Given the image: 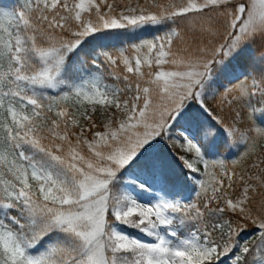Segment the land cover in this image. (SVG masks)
<instances>
[{"label": "snow or ice", "instance_id": "obj_1", "mask_svg": "<svg viewBox=\"0 0 264 264\" xmlns=\"http://www.w3.org/2000/svg\"><path fill=\"white\" fill-rule=\"evenodd\" d=\"M146 29L150 36L118 48L100 43ZM257 42L251 69L221 84L223 70ZM206 93L231 116L183 129L194 159L179 157L187 173L170 182L168 164L146 153L185 118L188 101L209 113ZM98 109L102 130H94ZM258 138L264 0L0 7V264H220L229 256L231 264H264ZM241 146L256 159L238 170L221 150ZM188 183L194 196L184 199ZM250 225L255 239L242 242Z\"/></svg>", "mask_w": 264, "mask_h": 264}, {"label": "trees", "instance_id": "obj_2", "mask_svg": "<svg viewBox=\"0 0 264 264\" xmlns=\"http://www.w3.org/2000/svg\"><path fill=\"white\" fill-rule=\"evenodd\" d=\"M23 0H0V7L4 8H16L17 10L22 4ZM143 2V0H141ZM117 3V11L120 10L121 0H116ZM152 34L151 29H146L144 32L137 33L135 35L129 33H114L109 36L104 37L100 43L106 46H117L120 47L121 44L126 43L130 40H135L137 36H150ZM162 34V33H160ZM260 55V42L253 43L245 53L235 60H233L228 67H226L220 75V83L224 85H228V80H235L246 70H250L253 66V61ZM230 86V85H229ZM54 94V93H53ZM190 107L188 108L185 118L181 119L167 135L160 137L156 140L158 143L153 148L151 147L146 153V157L148 159H158L164 160L168 164V168L166 169V175L168 176L170 182L176 181V178L179 177L181 181H183L184 177L182 173H187V169L183 167L182 162L179 160L180 150L175 145V139H181L180 137V129L187 128L190 126V123L194 119H208L213 115H221L226 118H230L231 113L229 112L228 106L224 105L223 110L221 111V106L219 103V97L214 96L212 93H206L205 95V105L210 110L209 113L205 114L202 112L201 107L198 101H188L187 102ZM95 122L97 124V129L94 130H102L103 122L105 120V114L99 109L94 114ZM244 148L241 146L239 148H234L231 152L221 150L223 155L221 158L225 160L229 166H232V161L235 160L237 163L235 167L238 170H243L248 167L251 163V160H255L256 156H252L251 160L246 157H241V153ZM257 154L264 153V143H262L256 151ZM216 171V169H215ZM191 174L189 173V176ZM199 175V174H198ZM171 186V184H170ZM182 195L184 199H190L191 196H194L192 193V188L195 187L191 183L181 185ZM178 190H180L178 188ZM259 197L257 198L256 207L258 204ZM130 232L138 234L133 229H128ZM242 236L251 243L255 239V233L253 231V226H249V229L245 231ZM220 264H231V257L222 258Z\"/></svg>", "mask_w": 264, "mask_h": 264}, {"label": "rangeland", "instance_id": "obj_3", "mask_svg": "<svg viewBox=\"0 0 264 264\" xmlns=\"http://www.w3.org/2000/svg\"><path fill=\"white\" fill-rule=\"evenodd\" d=\"M183 129L184 128H181L180 129V134H182V132H183ZM180 137H181V135H180ZM155 143H156V141H154L153 142V145L154 146H156L158 143H156V145H155ZM262 143H264V139H257V142H256V151H257V149L259 148V146L262 144ZM152 145V148L154 147ZM175 145L178 147V149L180 150V157L181 156H183V157H185L186 159H189V160H193L194 159V154H192V153H188V152H186L185 151V149H184V147H182V145H183V140L182 139H178V138H176L175 139ZM246 151V149H244L243 151H242V153H241V157H245L244 156V152ZM200 167H201V171H203V166L202 165H199ZM210 171H215V169H210ZM201 179H209V177H207V176H201L200 177ZM141 199L142 200H148L149 199V197L148 196H146V195H143V196H141ZM129 233H131V234H133V235H135V236H140V234L138 233V234H135V233H132V232H130L128 229H126ZM246 239L243 237V236H241V241L243 242V241H245Z\"/></svg>", "mask_w": 264, "mask_h": 264}]
</instances>
